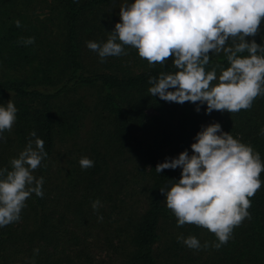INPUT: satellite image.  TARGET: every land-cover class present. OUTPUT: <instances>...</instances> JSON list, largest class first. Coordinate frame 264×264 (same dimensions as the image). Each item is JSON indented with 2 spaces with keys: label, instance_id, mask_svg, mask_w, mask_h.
<instances>
[{
  "label": "trees",
  "instance_id": "16d2710c",
  "mask_svg": "<svg viewBox=\"0 0 264 264\" xmlns=\"http://www.w3.org/2000/svg\"><path fill=\"white\" fill-rule=\"evenodd\" d=\"M31 1L0 0V106L11 100L17 108L11 131L0 133V168L11 170L10 161L29 141L35 147L36 138L43 140L47 157L33 172L44 179L43 196L31 194L19 220L0 227V264H264V172L250 198V216L217 249L213 233L178 226L166 206L160 189L178 181L181 169L155 171L182 151L192 155L196 134L212 123L251 145L264 163V95L236 113L209 114L200 102H165L150 95L148 81L174 74L171 58L152 66L139 58L137 70L120 66V56L104 58L111 62L102 68L83 62L87 55L101 60L86 45L106 42L120 22L119 13L108 9L115 0H47L56 26L50 38L44 25L53 20L34 14ZM21 37L35 42L18 44ZM245 39L264 45V22L256 36ZM216 65L217 75L229 66L223 53L210 54L205 70ZM89 88L96 92L93 99L76 95ZM86 122L97 139L79 146L74 157L69 148L57 167V142L74 138ZM83 157L93 167L81 168ZM138 195L144 205L136 209ZM181 236H194L201 247L188 248Z\"/></svg>",
  "mask_w": 264,
  "mask_h": 264
},
{
  "label": "clouds",
  "instance_id": "9594fccd",
  "mask_svg": "<svg viewBox=\"0 0 264 264\" xmlns=\"http://www.w3.org/2000/svg\"><path fill=\"white\" fill-rule=\"evenodd\" d=\"M119 16L120 22L106 42L89 41L86 46L101 61L126 55L125 46L137 50L150 66L164 65L171 58L177 71L150 77L151 96L178 104L200 102L207 105L205 111L210 114L213 110L236 113L250 109L253 101L264 95V45L245 39L260 30L264 0H134L119 8ZM14 23L21 27L19 20ZM34 42V37L17 41L24 46ZM245 51L247 56L238 55ZM221 53L229 66L221 68L219 75L216 69L220 65L206 71L210 54ZM214 80L218 82L212 85ZM16 113L11 100L0 106V133L11 131ZM30 135L36 137L35 131ZM34 143L35 147L29 141L18 158L10 161L11 170L0 168V227L19 220L31 194L43 196L44 179H37L33 172L47 153L43 140L36 138ZM190 148L192 155L185 150L156 165L157 173L181 169L179 180H169L170 187L160 192L178 226L193 224L207 229L217 238L214 247L218 249L250 216V198L261 188L264 163L251 145L223 132L218 123L203 127ZM93 163L87 157L79 161L83 169L93 167ZM98 204L94 202L93 208ZM178 240L191 249L201 247L194 236Z\"/></svg>",
  "mask_w": 264,
  "mask_h": 264
},
{
  "label": "rangeland",
  "instance_id": "374dc122",
  "mask_svg": "<svg viewBox=\"0 0 264 264\" xmlns=\"http://www.w3.org/2000/svg\"><path fill=\"white\" fill-rule=\"evenodd\" d=\"M133 2H134V0H115L109 6L108 9L113 11V12L119 13L120 7L124 6L126 3L131 4ZM29 7L33 8V13L36 14L39 18H44V17L49 15V18L53 20V23L49 27H46L44 25V33H45V36L48 38H50L51 36L54 37L55 33H56V26L54 25L55 20L53 19V14L51 12L49 14L47 0L45 2H41V0H32ZM262 22H264V20H262ZM126 50H130V53H129V51H126ZM125 52H128V55H121L119 57L120 58V60H119L120 66L126 67L129 65L128 67L130 68V70H137L140 66L139 64H137L138 60H140L139 59L140 57L138 55L137 50H135L134 48H131L129 46H126ZM106 58H108V57H106ZM141 61H142V59H141ZM83 62L89 67L102 68L103 65L111 62V60L106 59L104 61H101L98 58H95V57L92 58V56L87 55L84 57ZM76 95H84V99H86V101H87V100L93 99L94 96L96 95V92L92 88L81 89L77 92ZM88 126H89V122H86L84 124V126H82L78 130V133L74 136V138L57 142L56 154L54 157L55 163H56L55 165L57 167L62 166L65 152H67L69 148L72 149V152L69 155V157L72 155L74 157V153L77 150V148H79V146L84 145L87 142L94 141L97 139L88 132ZM142 197H143L142 195H141V197H139V195H138V197L135 199L133 206L136 209H138L139 207L144 205V200ZM110 215L113 218L119 217V214L117 212H115V213L111 212Z\"/></svg>",
  "mask_w": 264,
  "mask_h": 264
}]
</instances>
